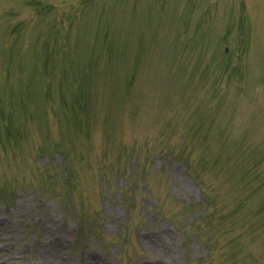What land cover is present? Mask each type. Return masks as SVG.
<instances>
[{"label": "rangeland", "instance_id": "rangeland-1", "mask_svg": "<svg viewBox=\"0 0 264 264\" xmlns=\"http://www.w3.org/2000/svg\"><path fill=\"white\" fill-rule=\"evenodd\" d=\"M0 264H264V0H0Z\"/></svg>", "mask_w": 264, "mask_h": 264}]
</instances>
